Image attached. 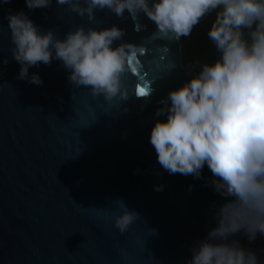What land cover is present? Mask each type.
I'll return each instance as SVG.
<instances>
[{
  "label": "water",
  "instance_id": "95a60500",
  "mask_svg": "<svg viewBox=\"0 0 264 264\" xmlns=\"http://www.w3.org/2000/svg\"><path fill=\"white\" fill-rule=\"evenodd\" d=\"M198 1L0 0V264H264V126L182 62Z\"/></svg>",
  "mask_w": 264,
  "mask_h": 264
},
{
  "label": "trees",
  "instance_id": "16d2710c",
  "mask_svg": "<svg viewBox=\"0 0 264 264\" xmlns=\"http://www.w3.org/2000/svg\"><path fill=\"white\" fill-rule=\"evenodd\" d=\"M173 16L182 62L224 68L232 84L217 91L218 98L232 106L245 101L257 104L238 122L264 126V10L259 0H250L237 11L230 9L226 0H199L174 8Z\"/></svg>",
  "mask_w": 264,
  "mask_h": 264
},
{
  "label": "rangeland",
  "instance_id": "374dc122",
  "mask_svg": "<svg viewBox=\"0 0 264 264\" xmlns=\"http://www.w3.org/2000/svg\"><path fill=\"white\" fill-rule=\"evenodd\" d=\"M249 1L250 0H226V5L230 9H232L234 11H237V10L244 9L247 6V4L249 3ZM259 6H260L261 9L264 10V0H259ZM217 68H218V66L215 65V64H210V63H207V64H198V66L195 68V71L197 73H199V74H202L203 72L212 73L215 70H217ZM231 84H232L231 81L227 77H224V79L221 82H217L216 85H214V86L211 85V87H213L212 90L215 93V95H217V91L225 90ZM254 105H255V108L258 107L257 104H254ZM260 106H262V104ZM251 109L252 108H250V111L248 110V111H245V112L242 111V109H240L239 112L242 113L245 117H247L248 114L251 112ZM221 120H222L223 124H226L227 123L226 120L222 116H221Z\"/></svg>",
  "mask_w": 264,
  "mask_h": 264
},
{
  "label": "flooded vegetation",
  "instance_id": "af4514ba",
  "mask_svg": "<svg viewBox=\"0 0 264 264\" xmlns=\"http://www.w3.org/2000/svg\"><path fill=\"white\" fill-rule=\"evenodd\" d=\"M219 68V67H218ZM217 68V69H218ZM217 71H219V70H215L214 71V75H217L216 73H218ZM224 73V72H223ZM221 76V75H220ZM218 77V76H217ZM224 77H227L228 78V76L227 75H225V73H224V75H222L221 77H218L217 79H216V82H221L223 79H224ZM229 79V78H228ZM250 108H252V109H255V105H254V103H251V102H247V101H245L243 104H241V105H239V106H232L231 104H230V102H227V104H226V106L224 107V110H223V112H224V114L226 115V117H229V118H237V117H239V115L240 116H242L243 114L242 113H240L239 112V110L240 109H242V111H250ZM240 120V119H239ZM242 120V119H241Z\"/></svg>",
  "mask_w": 264,
  "mask_h": 264
},
{
  "label": "bare ground",
  "instance_id": "6f19581e",
  "mask_svg": "<svg viewBox=\"0 0 264 264\" xmlns=\"http://www.w3.org/2000/svg\"><path fill=\"white\" fill-rule=\"evenodd\" d=\"M200 77L202 78L203 82L205 83L206 87L208 88L209 92L211 93V95L213 96L214 98V101L216 103V109H217V113H218V117L220 119V122L222 124V126H224L222 120H221V116H220V112H219V106H218V101H217V98L212 90L213 87H211L210 83L208 82V79L203 75V74H200Z\"/></svg>",
  "mask_w": 264,
  "mask_h": 264
}]
</instances>
